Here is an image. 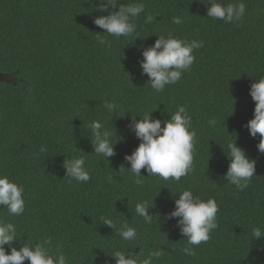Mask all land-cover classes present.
I'll list each match as a JSON object with an SVG mask.
<instances>
[{
    "label": "trees",
    "instance_id": "1",
    "mask_svg": "<svg viewBox=\"0 0 264 264\" xmlns=\"http://www.w3.org/2000/svg\"><path fill=\"white\" fill-rule=\"evenodd\" d=\"M143 2L155 20L145 24L142 13L136 33L117 39L93 23L107 14L96 9L97 0H0V174L25 190L23 215L0 208V219L17 229L12 247L49 236L70 264H115L114 250L143 260L158 248L164 255L152 264H264V236L252 239L253 228L264 232V153L256 147L259 134L252 138L244 127L255 105L250 85L264 76V0H243L246 14L238 24L207 19L208 5L201 0ZM174 16L184 23L173 24ZM169 33L203 41V47L194 50L191 70L180 81L156 93L139 60L157 35ZM97 35L106 36L111 47L100 45ZM105 100L121 109L109 113ZM156 105L150 115L162 121L178 105L187 107L197 133L195 171L179 182L148 177L138 186L119 171L130 167L124 156L139 144L128 125L132 116L139 120ZM91 120L105 123L113 143L119 139L108 161L93 153L83 129ZM234 139L256 161L255 176L243 191L223 179L229 162L225 145ZM33 153H39L36 159ZM73 156L85 158L88 182L65 177L63 161ZM141 175L147 177L144 169ZM185 189L219 206V227L192 256L183 251L188 244L176 219H165ZM139 202L152 206L151 224L135 213ZM102 216L117 227L127 222L137 239L122 240L100 223Z\"/></svg>",
    "mask_w": 264,
    "mask_h": 264
},
{
    "label": "clouds",
    "instance_id": "2",
    "mask_svg": "<svg viewBox=\"0 0 264 264\" xmlns=\"http://www.w3.org/2000/svg\"><path fill=\"white\" fill-rule=\"evenodd\" d=\"M201 2L208 5L207 19L238 24L243 21L246 14V4L243 0H237L234 3H224L223 0H201ZM95 7L107 14L95 17L93 23L103 29V33L107 36L117 39L136 33V20L142 13H144L145 24L155 20L154 15L145 12L143 0H134L127 4L122 0H97ZM172 23L181 25L184 21L180 16H174ZM137 36L139 35L135 38ZM157 37L151 46L142 49L139 67L142 74L147 75V82L151 89L156 93H162L166 86L176 84L185 72L191 70L195 61L193 52L203 47V41H189L175 37L171 33L157 35ZM97 42L106 48L111 47V42L106 36L97 35ZM249 95L255 102L253 118L244 127L252 138H256L259 134L256 147L260 153H264V76L253 80ZM103 107L109 113L121 109L116 102L108 100L103 102ZM156 107L157 105L145 112L142 117L139 116V120L135 118L137 116H132L128 125L129 131L139 140V144L131 154L124 156V160L130 167L126 169L121 165L119 171L129 173L133 183L138 186H143L148 177L179 182L182 177L195 171L193 154L197 133L192 127L193 119L187 107L178 105L176 111L163 121L150 115ZM215 123V120L209 121L211 125ZM83 129L91 137L94 154L107 161L116 154L114 145L119 139L112 142L104 122L91 120ZM234 141L235 139L228 141L225 145L229 162L223 179L234 185L237 190L243 191L250 186L251 179L255 176L256 161L249 158ZM73 150L79 151L74 147ZM38 155L39 153H33V159H36ZM62 166L69 182L72 180L78 183L88 182L91 179L86 160L82 156L64 159ZM141 169L145 170L147 177L141 175ZM106 179L109 182H115L112 175H108ZM24 191L22 185L10 180L6 174H0V208H6L8 215L24 214ZM151 207L147 202H139L135 205V213L146 224L153 222V215L149 213ZM218 211L219 206L214 198L203 200L194 195L191 189H185L179 193L178 198L174 200V209L165 214V219H176L181 235L187 240L188 247L183 249L186 255H195L194 247L210 240L211 233L219 227ZM100 223L111 227L124 241L137 239V230L129 226L127 222L117 227L112 219L102 216ZM262 236L264 232L259 227L252 229V239ZM14 241H17L16 226L0 219V264H24L25 261L29 264H70L69 258L61 251L62 246L54 245L53 239L49 236L39 239L35 244L19 246L18 249L12 247ZM5 245L10 248V252L5 251ZM163 255V249L158 248L150 251L143 260L128 250H114L110 256L115 260V264H152L153 259L159 260Z\"/></svg>",
    "mask_w": 264,
    "mask_h": 264
}]
</instances>
